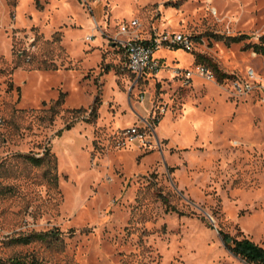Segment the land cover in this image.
<instances>
[{
  "label": "rangeland",
  "instance_id": "obj_1",
  "mask_svg": "<svg viewBox=\"0 0 264 264\" xmlns=\"http://www.w3.org/2000/svg\"><path fill=\"white\" fill-rule=\"evenodd\" d=\"M166 32L193 51L132 74L122 44ZM262 35L264 0H0V264H247L221 232L264 249ZM46 149L57 187L21 157Z\"/></svg>",
  "mask_w": 264,
  "mask_h": 264
},
{
  "label": "trees",
  "instance_id": "obj_2",
  "mask_svg": "<svg viewBox=\"0 0 264 264\" xmlns=\"http://www.w3.org/2000/svg\"><path fill=\"white\" fill-rule=\"evenodd\" d=\"M251 38L247 35H241L239 37H233L227 39V44H241L246 41H249ZM246 50H253L256 54L261 55L264 57V35H262L259 39L258 43L255 44H247ZM220 80L229 79V76H226L224 74L220 75ZM97 104L94 105V107L90 111L89 118L87 122H91L92 120L97 118V108L99 101L97 100ZM65 104V95H61V98L51 107L49 110V113L53 114V118L51 119L52 122L55 120V116L59 114L58 109L61 108ZM75 112V111H74ZM85 110H79L75 113H83ZM71 125L67 126V129L71 128ZM61 132V131H60ZM59 132V133H60ZM58 133V134H59ZM23 159L28 161L30 164H32L35 167H41L45 164H47L46 169V176L50 177L52 184H54L55 187L59 184V177H58V162L54 155L51 154L50 149H46L45 154L42 157H37L36 155L27 154V155H21ZM163 196V195H162ZM162 201L165 205L170 206V202L167 198L164 196L161 197ZM174 212H177L180 216H195V214H184L183 212H179L177 209L172 208L171 209ZM168 209V211H171ZM203 219V218H202ZM205 221V219H203ZM223 241L225 245L228 247V249L235 254L236 256L240 257L242 260H244L247 264H264V249L259 247L258 245L254 244L252 241L248 239L244 240H237L232 239L229 234H225L224 232H221ZM42 240V241H62L63 240V233H61L59 230H51L50 232H42V233H33L30 236H23L20 238H17L14 240L15 244H21V245H28L32 242V240ZM12 264H27L23 262L19 258H15L12 260ZM39 264V263H35Z\"/></svg>",
  "mask_w": 264,
  "mask_h": 264
},
{
  "label": "built area",
  "instance_id": "obj_3",
  "mask_svg": "<svg viewBox=\"0 0 264 264\" xmlns=\"http://www.w3.org/2000/svg\"><path fill=\"white\" fill-rule=\"evenodd\" d=\"M81 2L84 5L105 4L107 0H81ZM138 27V21H133L130 25L123 26L121 32L126 34L130 29H136ZM164 47L170 50L182 48L188 52H192L194 43L191 37L170 32L157 35L149 42H143L136 38L128 40L122 44V48L125 51L130 72L139 78L158 73L161 68V62L155 58V52ZM203 72H206V70L203 69ZM238 89L240 92L245 90L241 85L238 86ZM125 136L132 141L143 140L146 137L139 128L127 130Z\"/></svg>",
  "mask_w": 264,
  "mask_h": 264
},
{
  "label": "crops",
  "instance_id": "obj_4",
  "mask_svg": "<svg viewBox=\"0 0 264 264\" xmlns=\"http://www.w3.org/2000/svg\"><path fill=\"white\" fill-rule=\"evenodd\" d=\"M154 37H152L151 39H153ZM150 39V40H151ZM150 40H143V42H149ZM157 55V54H156ZM157 57V56H156ZM159 60L161 59V57H157Z\"/></svg>",
  "mask_w": 264,
  "mask_h": 264
}]
</instances>
